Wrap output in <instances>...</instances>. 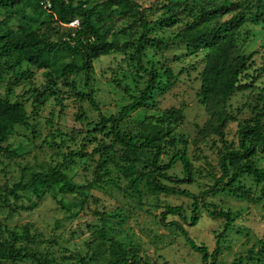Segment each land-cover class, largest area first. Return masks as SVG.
<instances>
[{"label": "rangeland", "instance_id": "rangeland-1", "mask_svg": "<svg viewBox=\"0 0 264 264\" xmlns=\"http://www.w3.org/2000/svg\"><path fill=\"white\" fill-rule=\"evenodd\" d=\"M134 1L145 12L150 26L156 27L154 21L162 15L167 0ZM119 11V8L112 11L111 18L105 22L106 25L113 22L114 31L128 27L131 23ZM7 19L8 16L0 10V22L10 21L8 27L16 29L17 22ZM45 23L48 25L45 31L52 42L67 31L68 26L60 27L48 20ZM133 30L132 27L127 29V33ZM239 31L241 51L246 55L254 53L252 68L264 71V24L247 23ZM176 33V27L156 29L155 34L164 40V44L145 47L142 62L147 66L148 61L163 64L174 72L187 64L198 63L196 70L181 75L169 90L158 95L153 108L132 113L127 127L136 129L141 123L150 124L153 116L165 110H181L182 120L174 131L173 150H167L160 163H167L173 153L184 150L192 165L194 183H184L179 187L201 198L202 192L214 184L213 175L220 176L218 158L221 143L212 130H207L209 113L197 101L200 83L198 72L202 68L200 58L183 57L184 45L173 39ZM124 38L127 40L130 37L128 34L118 35V43L122 44ZM69 61L66 60L67 63ZM26 70L30 72V77L16 85L8 99L23 103L28 115L27 126L15 127L11 137L3 144L6 152H0V188H10L19 181L25 167L27 171L23 180L28 179L32 171L63 163V172L72 182L85 187L86 197L83 199L77 195L62 194L57 189L47 192L39 201L31 193L23 194L20 200L9 197L8 203L0 206V239L9 240V232H15L20 238L16 247L37 251L56 264H76L86 254L87 246L100 235L122 242L127 247L137 248L149 264H201L200 255L193 252L174 229L166 228L159 221V215L166 206L181 207L189 221L192 199L152 193L144 180L140 181L138 190H134L128 178H124L116 168L117 154L111 155L104 167L101 165L100 152L94 149L98 148V143L108 145L109 137L101 132L94 135L95 140L88 136L97 127L100 115L107 117L116 114L122 106L131 102L132 94H137L145 87L147 77L133 61L120 53L100 56L92 62L87 81L83 73L69 75L66 83L70 86L64 84V80L56 81L59 90L39 108L34 107L28 91L37 89L45 92V69L29 67L25 63L17 69L19 72ZM1 75L0 96L4 97L12 73L6 69ZM257 85L264 87V72ZM90 90L94 92L99 113L87 100L76 98L75 94L84 95ZM257 93L258 90H253L234 95L227 104V111L237 121L250 118L254 115L251 108ZM236 131L237 122L234 121L227 123L224 128V139L228 143L232 142L234 148L238 144ZM79 150L87 156H72L69 157L72 162L64 161L70 151ZM255 163L264 171V154L258 153ZM167 173L182 178V166L177 163ZM96 177H100L98 182H95ZM240 183L248 192L247 200H238L227 194L203 196L205 203L213 204L223 211L229 209L234 214L233 222L219 241L224 219L211 216L208 212L210 209L201 203L198 221L194 226L170 215L166 217L165 223H180L189 237L197 245L205 246L210 254L218 242L221 252L216 256V264H232L240 257L243 259L242 264H264V254L258 253L261 242H264L263 186L247 175L240 178ZM25 229L29 231L27 237L24 235ZM248 257L253 259L248 260ZM0 264L12 263L3 261ZM16 264L35 263L25 261Z\"/></svg>", "mask_w": 264, "mask_h": 264}, {"label": "trees", "instance_id": "trees-1", "mask_svg": "<svg viewBox=\"0 0 264 264\" xmlns=\"http://www.w3.org/2000/svg\"><path fill=\"white\" fill-rule=\"evenodd\" d=\"M117 8L120 9V15L131 23L128 27L114 31L113 22L109 25L105 22ZM0 10L8 16L7 20L14 19L17 22L16 29L8 27L10 21L0 22V82L3 79L1 74L6 69L12 73L5 96H0V152H6L3 144L11 137L15 127L27 126L28 115L23 103L11 102L8 99L13 88L30 77L28 70L17 71L23 63L29 67L45 69V92L37 89L28 91L34 107L39 108L50 95L59 90L56 81L64 80V84L70 86L66 79L73 73H83L87 81L95 59L120 53L132 60L147 80L145 87L137 94H132L131 102L122 106L119 112L107 117L100 115L97 127L88 136L95 140L94 135L101 132L109 137L110 143H98V148L94 150L100 152L103 167L111 155L117 154L116 168L124 178H128L129 185L134 190H138L140 181L144 180L152 193L192 199L189 221L179 206H166L159 215V221L166 228L174 229L184 239L185 244L200 255L201 264H216V256L221 252L218 242L210 254L205 246L197 245L189 237L180 223H165V220L169 215L177 216L187 225L194 226L198 221L201 203L210 209L208 212L211 216L224 219L223 231L218 235L219 241L222 234L228 231L234 214L229 209L223 211L213 204L205 203L203 196L227 194L238 200H247L248 192L240 183V178L247 175L262 184L264 199V171L255 163L256 155L264 154V87L257 85L264 71L252 68L254 53L246 55L241 51L239 31L247 23L264 24V0H167L162 15L154 21L156 27L150 26L145 12L140 10L134 0H0ZM229 14L231 15L228 18L222 20ZM45 20L57 23L60 27L77 20L78 26L66 27L67 31L62 32L58 40L52 42L45 31L48 26ZM131 27L133 32L127 33V29ZM174 27L177 33L173 39L184 45L183 57L200 58L202 68L198 72L200 83L197 101L209 113L207 130H212L221 143L218 158L220 176L213 175L214 184L202 192L201 198L179 187L184 183H194L192 165L184 150L173 153L167 163H160L165 152L173 150L174 131L182 120L181 110H165L153 116L150 124L137 123L139 128L136 129L127 127L132 113L153 108L158 95L169 90L181 75L196 70L198 63L187 64L178 72H174L171 67L163 64L157 65L148 61L147 66L142 62L145 47L164 44V40L155 34L156 29ZM124 34H128L130 38H124V42L119 44L117 36ZM130 49L132 51H129ZM68 59L70 61L67 63ZM253 90H258L257 99L251 108L254 115L237 121L236 117L227 111L228 102L236 94ZM75 95L81 101L87 100L99 113L92 90L84 95ZM231 121L237 122V148H234L232 142L228 143L224 139V128ZM82 150L70 151L64 161L72 162V158L69 159L72 156H87ZM177 163L182 166V178L167 173ZM63 169L64 164L58 163L32 171L29 178L23 180L27 171L26 167L23 168L19 181L13 183L10 188H0V206L8 203L9 197L22 199L25 193H31L35 200L39 201L53 189L62 194L77 195L85 199V187L72 182ZM105 173L109 174L107 170ZM99 180L100 177H96L95 182ZM9 235V240L0 239V262L16 264L30 261L35 264H56L37 251L16 247L20 238L15 232H9ZM24 235H29L27 229ZM87 248L86 254L81 256L76 264H149L137 248L127 247L124 243L107 239L104 235L95 237ZM258 253L264 254V242H261ZM250 259L253 258L248 257V260ZM242 260L240 257L232 264H242Z\"/></svg>", "mask_w": 264, "mask_h": 264}, {"label": "built area", "instance_id": "built-area-1", "mask_svg": "<svg viewBox=\"0 0 264 264\" xmlns=\"http://www.w3.org/2000/svg\"><path fill=\"white\" fill-rule=\"evenodd\" d=\"M78 25V21L74 20L71 23L68 24L69 27H76Z\"/></svg>", "mask_w": 264, "mask_h": 264}, {"label": "clouds", "instance_id": "clouds-1", "mask_svg": "<svg viewBox=\"0 0 264 264\" xmlns=\"http://www.w3.org/2000/svg\"><path fill=\"white\" fill-rule=\"evenodd\" d=\"M70 23H71V22H70ZM66 26H68V24H67ZM77 26H78V25H77ZM77 26H76V27H77ZM68 27H69V26H68ZM70 28H73V27H70ZM74 28H75V27H74Z\"/></svg>", "mask_w": 264, "mask_h": 264}]
</instances>
